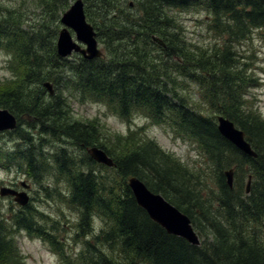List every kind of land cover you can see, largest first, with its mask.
<instances>
[{"label":"trees","instance_id":"obj_1","mask_svg":"<svg viewBox=\"0 0 264 264\" xmlns=\"http://www.w3.org/2000/svg\"><path fill=\"white\" fill-rule=\"evenodd\" d=\"M24 1L25 7L0 8V51L10 58L16 74L9 81L11 89L0 93V108L29 128L19 134L12 152L0 146V165L14 166L35 183L43 179L40 186L48 194L50 186L44 182L50 176L58 180L59 172L58 187L65 185L67 191L57 189V197L78 212L75 241L81 240L82 246L71 258L69 247L57 238V222L40 224L46 217L31 205L12 211L8 218L0 216V264H22L15 243L22 231L46 242L68 264H264V117L255 105L247 106L251 90L261 82L253 63L244 62L235 45L252 40L255 31L264 34V0L207 1L213 14L211 32L222 42L206 48L189 41L175 18L165 13L204 4L200 0L144 4V18L136 21L128 0H83L86 18L106 52L103 58L77 57L71 63L58 56L51 25L60 24L59 14L72 0ZM29 4L39 9L35 20ZM143 32L147 36L141 40L151 42L157 57L140 47L141 40L134 41ZM152 34L162 38L165 49L152 42ZM177 80L195 82L212 107L199 111L200 100ZM47 82L54 86L53 97L44 86ZM66 93L71 101L102 104L121 120L130 122L141 114L151 126L170 127L195 146L202 161L191 166L142 136V129L131 133L138 137L134 140L117 136L119 147L107 144L99 122L76 119L63 97ZM216 114L245 133L256 158L219 133ZM65 140L80 150L102 148L116 167L97 164L86 153L74 156L58 145ZM56 151L61 157H54ZM234 167L230 189L225 171ZM246 175L252 178L248 194ZM129 177L139 178L187 215L200 246L153 222L138 206Z\"/></svg>","mask_w":264,"mask_h":264},{"label":"rangeland","instance_id":"obj_2","mask_svg":"<svg viewBox=\"0 0 264 264\" xmlns=\"http://www.w3.org/2000/svg\"><path fill=\"white\" fill-rule=\"evenodd\" d=\"M131 2H134V0H128V3ZM22 3L25 7L26 3L24 0H0V8L4 5H14L15 9H17ZM73 3V0L70 1L69 8ZM38 11L39 9H36L35 6L33 7L32 4H29L28 13L30 14L31 19L35 20L38 17ZM66 11L60 12L59 17L61 18ZM129 11H131V9ZM168 14L172 15L179 23L177 26H180L184 30L183 33L185 34V37L193 44H198V48H206L212 45H218L222 42V38L211 32L213 14L205 6L187 10L172 9L166 13V15ZM51 27L56 30V43L58 33L61 30V25L53 24ZM254 34L255 37H253L252 40L245 38L236 42L235 45L237 46V51L243 55L244 62L246 61L248 64L253 63V68L258 74L257 77L261 82V85L258 88L251 90V98L247 99V106L251 107L252 104L255 105L258 114L261 117H264V34H262L261 31H255ZM99 43L100 48L104 49L106 52V47L101 42ZM146 47H148V50ZM153 47L154 46L150 41L148 42V45H143V48L154 58L158 55L152 53ZM77 57L78 56L76 55L71 56L68 59V62L71 63L75 61ZM9 62L10 58L4 52L0 51V93L11 89L13 83H9V81L12 77L16 76L11 70ZM177 82L185 84L186 86L183 87V89H188L194 97L200 100L198 107L199 111L204 108L212 107V105L204 99L202 96V89L195 82L180 80H177ZM63 97L68 99L67 102L70 104L73 114L78 121L84 120L85 122H88L93 120L97 121V123L99 122L102 135L104 136H102L103 142L107 144L111 142L115 147H119L120 143L118 142L119 138L117 136L120 135L125 137L123 140L126 141L134 140V137L137 136L134 134H132L134 137L130 136L131 133L142 129L143 131H140L142 136L147 137L146 139L155 140L163 150L167 151V153L175 154L177 158H182L191 166L198 164L196 162L202 161V158L197 157L198 154L194 151L195 146L193 144L176 134L170 127L163 125L151 126L144 115H135L132 120L128 122L115 116L108 107L102 104L93 103L90 100H84L81 102L77 98H73V101H71L67 93L64 94ZM215 116H218V114ZM27 124L28 123H21L18 130L11 135L7 133L0 134V146H7L6 148L8 152L15 150L19 134L27 131L29 128ZM58 145L60 148L68 149L74 156L79 157L84 153L89 156L86 150L77 149V146L71 141L65 140L58 143ZM54 157L58 158L61 157V155H58V152L56 151ZM0 166V187H12V184H15V186L20 187L23 190L25 188L23 187L22 182L29 184L31 186V189L28 191V194L31 197L29 206L33 205L37 210L43 212L46 217L45 219H39L40 221L38 222L40 224L43 223L44 226H46V223L50 224L53 221L57 222L58 230L56 234L58 235V240L60 239L61 242L69 247L67 251L68 255L71 258L75 257L77 251L82 246L81 240L75 241L77 232L75 224L78 223L79 217L78 212L69 207L65 200H59L57 197V189L63 192L67 191L65 185H61L60 188L58 187V182H61L62 180V178L59 177L60 173L58 172L57 174L58 180L55 177L50 176L46 182H44V186L47 184L50 186V194H48V192L40 186L43 179L40 183H35L29 176L25 177L24 175L19 174L14 166ZM54 171H57V169ZM105 173H108L107 170L102 171V176H104ZM247 181L248 178L246 175L244 183L247 184ZM118 183H121V180L115 181V184L113 185ZM18 210H22V208L13 201V198H0L1 217L8 218V215L12 211ZM15 243L18 251L21 253L22 264H68L55 254L46 242L37 237H30L28 234H25L24 231L16 234Z\"/></svg>","mask_w":264,"mask_h":264},{"label":"water","instance_id":"obj_3","mask_svg":"<svg viewBox=\"0 0 264 264\" xmlns=\"http://www.w3.org/2000/svg\"><path fill=\"white\" fill-rule=\"evenodd\" d=\"M61 23L65 26L60 32L57 41V54L61 58L71 56L73 53L81 54L86 59L92 60L102 58L103 51L99 49L94 28L87 22L83 0H77L70 9L64 13ZM75 34V39L71 31ZM155 42L163 45L156 37ZM85 48H84V47ZM44 86L49 90L50 94L54 93L53 87L49 83ZM18 119L15 115L6 109L0 108V133L14 131L17 129ZM217 128L220 134L234 145L239 151L256 158L257 154L252 149L251 144L246 140L245 133L237 128V126L229 118L219 116L217 118ZM88 154L93 161L104 165L108 168L116 167V164L106 151L96 146L87 149ZM234 169L225 171V177L230 189L234 185ZM25 189H30L26 182H22ZM128 186L139 207L144 209L149 218L161 226L170 235H174L185 239L194 246H199L201 240L191 221L187 215L170 204L160 194L152 192L146 184L137 177L128 179ZM251 178L247 182L246 192H250ZM1 197H13L14 202L19 206L26 207L29 204L30 197L27 192L16 191L10 187L0 188Z\"/></svg>","mask_w":264,"mask_h":264},{"label":"flooded vegetation","instance_id":"obj_4","mask_svg":"<svg viewBox=\"0 0 264 264\" xmlns=\"http://www.w3.org/2000/svg\"><path fill=\"white\" fill-rule=\"evenodd\" d=\"M154 1H158V0H134V2L129 3V8L132 10V12L134 14V21L139 20V19H143L144 18V11L142 9V6L144 4H149V5L153 6L154 5ZM200 1H202L204 4H199L197 6L189 7V9H193V8L197 9L198 7H202V6H205L207 9L209 8L206 5V2L209 1V0H200ZM230 1H232V3H233L236 0H230ZM237 1H239V0H237ZM249 1L252 2V3H256L257 1H259L261 3L263 0H249ZM169 10H172V9H169ZM168 11L166 10L165 13H167ZM146 36H147V33H144V32L143 33H139L138 36H134V41L138 43L139 40H141L142 38H144ZM154 37H155V35L152 34L151 40H152L153 43H154V39H153ZM146 41L149 42V40H147V39H146ZM142 43L144 45L143 40H141V44ZM140 47L143 48V46H140ZM153 50H155L154 47H153ZM18 122H19V119H18ZM7 134L10 135V133H7ZM12 188H14V189H16L18 191H22V189L20 187L15 186V184L14 185L12 184Z\"/></svg>","mask_w":264,"mask_h":264},{"label":"bare ground","instance_id":"obj_5","mask_svg":"<svg viewBox=\"0 0 264 264\" xmlns=\"http://www.w3.org/2000/svg\"><path fill=\"white\" fill-rule=\"evenodd\" d=\"M154 10H155V8H154ZM155 12V11H154ZM153 13V12H152ZM154 17V16H153ZM153 78V77H152ZM156 81V80H155ZM154 82V81H153ZM47 83H49V84H51L52 85V83H50V82H47ZM52 87H54L53 85H52ZM54 94H55V92L53 93V94H50V96H54ZM86 151H87V149H85ZM88 153V152H87ZM89 155V154H88ZM89 157H90V155H89ZM91 158V157H90ZM106 167V166H105Z\"/></svg>","mask_w":264,"mask_h":264}]
</instances>
